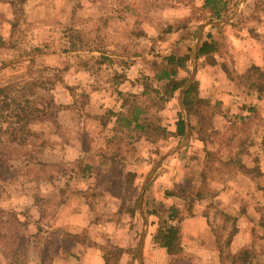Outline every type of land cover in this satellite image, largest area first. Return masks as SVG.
I'll return each instance as SVG.
<instances>
[{"label":"rangeland","instance_id":"374dc122","mask_svg":"<svg viewBox=\"0 0 264 264\" xmlns=\"http://www.w3.org/2000/svg\"><path fill=\"white\" fill-rule=\"evenodd\" d=\"M203 5L0 0V264H140L141 243L144 264H231L245 249L264 264V91L250 89L264 73V0H222L220 18ZM201 30L219 47L195 74L211 105L188 111L190 136L166 138L184 113L177 99H152L155 75L182 52L191 58L178 77L189 80ZM180 37L189 40L166 52ZM147 80L151 93L123 109L120 92L140 94ZM132 104L155 136L118 121ZM168 185L185 199L183 219L211 230L181 238L172 258L142 241Z\"/></svg>","mask_w":264,"mask_h":264},{"label":"trees","instance_id":"16d2710c","mask_svg":"<svg viewBox=\"0 0 264 264\" xmlns=\"http://www.w3.org/2000/svg\"><path fill=\"white\" fill-rule=\"evenodd\" d=\"M222 0H205L203 8H209L211 14L216 18L221 17V9L220 5ZM215 32L211 31L207 33L205 38L203 39L200 49H199V59H215V54L218 51V42L215 37ZM190 55V54H189ZM190 56H177L175 54L169 55L166 57V64L160 69L158 74L155 75V81L160 85L155 91L157 92L156 96L152 99L162 102H169L170 100L176 97L177 91L182 88L188 78L180 79L178 77L179 69L186 68V60ZM259 70L258 67L253 66L251 70ZM261 77V79H260ZM260 77L254 79L251 82L250 89H256L259 92L264 91V73L260 72ZM263 79V80H262ZM148 84L144 85V90L140 94L134 93H122L120 92V96L123 98L122 108L126 109L129 101V97H132L136 100L139 97H147L150 92L149 86L152 81L147 80ZM0 91H4V89H0ZM185 105L190 113H197L198 109L205 105V107L211 105V101L205 97L199 95V85L198 82H193L190 87L186 90L184 94ZM131 113L127 114L125 111L117 112L118 121H126L125 126L129 128H133V130H141L145 132L148 137H153L157 134V130L159 127L154 125L152 122L148 120V118L143 115L146 113V109L142 108L138 104H132L130 107ZM186 122L179 112L178 117L175 121V129L169 130L166 128V133L164 132L166 138L170 136L184 137L186 134ZM164 136V137H165ZM200 138V137H199ZM202 140H204L202 138ZM180 210L175 206H161L159 209L155 210V214L157 215V221L152 220V225H155V229L152 232V243L156 247L165 248L168 252L170 258L174 255L178 254V252L182 251V243H181V221L183 217L180 214ZM255 255V254H254ZM249 254L247 249L242 250L240 254H238L231 264H253L254 259ZM106 264H112L110 261V257H105ZM257 264H262L259 260H256Z\"/></svg>","mask_w":264,"mask_h":264},{"label":"crops","instance_id":"0c3cea01","mask_svg":"<svg viewBox=\"0 0 264 264\" xmlns=\"http://www.w3.org/2000/svg\"><path fill=\"white\" fill-rule=\"evenodd\" d=\"M204 3H205V0H204ZM183 31V30H182ZM203 30L200 31L197 39L195 40L194 42V45H193V48H192V60H193V65H194V50L196 48V46L198 47V50L200 49V46H201V43L204 39V37H200L201 36V33H202ZM181 33V32H180ZM166 34L169 35L168 32H166ZM172 34H178L177 32H173ZM182 34H184V32H182ZM188 37H180L178 38L177 41H174L173 43H171L170 39H168L166 41V52H172L173 51V47L175 46H178V47H181L183 46L185 43L188 42ZM175 44V45H174ZM198 44V45H197ZM175 55H177L175 52H173ZM172 53V54H173ZM188 53V52H186ZM179 56H184L185 54H183L182 52L178 54ZM198 60H199V54H198ZM192 65V66H193ZM198 63H197V69H198ZM124 82H128V81H124ZM183 88V87H182ZM181 89V88H180ZM180 89L177 91L176 93V97L174 98L177 99L180 107H181V104H180V99H179V91ZM107 101H111V100H107ZM122 102V101H121ZM121 104V103H120ZM121 109V108H120ZM101 113V112H100ZM174 125H175V122H174ZM169 130H174L175 129V126L174 128L170 127L168 128ZM198 142V148H202V151L205 150L206 148L207 149H210L206 142L204 140H202V138H199L197 137V140ZM177 174L176 172L173 173V176ZM181 177V176H179ZM158 189L159 190H163L165 192V189H166V195L165 197L159 199L158 201H160L159 203L163 206H166V207H170V206H175L177 207L180 211H182L184 209V205H185V199H183V195L182 193H178L176 191H178L175 186L173 185H168L166 186V188H161L160 186H158ZM229 190V188H227ZM153 190V189H152ZM167 190L169 192H167ZM171 190H175L174 193H171ZM170 194V195H169ZM171 194H174L173 196ZM156 202V201H154ZM162 202V203H161ZM157 218V217H156ZM148 224H147V231H146V236H145V239L146 237H148L150 239V243H152V232L154 231L155 229V225H152V220H150V225H149V221L147 220ZM208 226V223L205 222L204 218L200 217V216H192V217H187L185 219H183L181 221V236L182 238H184V240L188 241L187 239L189 240H193L192 242H195L196 240H199L200 237H203L205 233H208V235L210 234V229ZM196 227V228H195ZM213 236V239L212 240H216L214 234L212 235ZM148 240V239H147ZM153 244V243H152ZM154 246V244H153ZM155 247V246H154ZM183 247V245H182ZM162 250H165L166 251V254H168L167 250L165 248H161V247H158ZM215 250L213 251L214 254H221V251L220 249L216 246V248H214ZM187 250V248H186ZM140 254H143V250L141 249V252ZM143 258V256H142ZM106 263V262H105ZM104 263V264H105ZM61 264V262L59 263ZM144 264V262H143Z\"/></svg>","mask_w":264,"mask_h":264},{"label":"water","instance_id":"95a60500","mask_svg":"<svg viewBox=\"0 0 264 264\" xmlns=\"http://www.w3.org/2000/svg\"><path fill=\"white\" fill-rule=\"evenodd\" d=\"M239 8V6L237 7V9ZM236 14V13H235ZM231 18H227V19H222V20H219V21H214L212 22L211 24L214 26V25H219V24H223V23H226L228 22L229 20H231ZM203 36V31L201 33V36ZM198 45V44H197ZM198 54H199V50H198V47L196 46L195 50H194V65H193V71H192V75L190 76L187 84H185V86H183V88L180 89L179 91V99H180V104H181V108H182V111L184 113V120L186 122V126H187V137L190 136V126H189V112H188V109L186 108V105H185V102H184V94L186 92V90L190 87V85L195 81V74H196V70H197V63H198ZM183 144V143H182ZM181 145L179 146H176L175 148L172 149V151L170 152H173L177 149H179ZM167 156V155H166ZM156 168V167H155ZM152 173L147 177L144 185H143V188L141 190V194H140V197L142 198V195L144 194L145 192V189H146V186L149 182V178L151 177ZM147 218L144 217V224H143V233H142V241L144 240L145 236H146V231H147ZM140 249H142V243L140 244ZM141 252V251H140ZM139 258H140V264H143V258H142V254H139Z\"/></svg>","mask_w":264,"mask_h":264}]
</instances>
